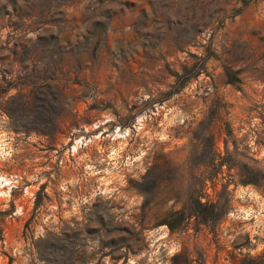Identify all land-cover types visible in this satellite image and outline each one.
I'll use <instances>...</instances> for the list:
<instances>
[{
	"label": "rangeland",
	"instance_id": "obj_1",
	"mask_svg": "<svg viewBox=\"0 0 264 264\" xmlns=\"http://www.w3.org/2000/svg\"><path fill=\"white\" fill-rule=\"evenodd\" d=\"M0 177V264L262 255L264 0H0Z\"/></svg>",
	"mask_w": 264,
	"mask_h": 264
},
{
	"label": "trees",
	"instance_id": "obj_2",
	"mask_svg": "<svg viewBox=\"0 0 264 264\" xmlns=\"http://www.w3.org/2000/svg\"><path fill=\"white\" fill-rule=\"evenodd\" d=\"M215 205H212L210 209H215ZM198 211H194L198 215V219L203 221L210 220L214 216L213 212L208 208L206 204L198 199ZM240 264H264V253L259 257L245 258L242 259Z\"/></svg>",
	"mask_w": 264,
	"mask_h": 264
},
{
	"label": "bare ground",
	"instance_id": "obj_3",
	"mask_svg": "<svg viewBox=\"0 0 264 264\" xmlns=\"http://www.w3.org/2000/svg\"><path fill=\"white\" fill-rule=\"evenodd\" d=\"M0 182H1V185L2 186H5V184H4V180L7 182L8 180L7 179H4V177H0Z\"/></svg>",
	"mask_w": 264,
	"mask_h": 264
}]
</instances>
